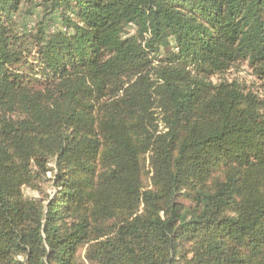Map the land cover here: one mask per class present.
<instances>
[{
	"label": "trees",
	"instance_id": "1",
	"mask_svg": "<svg viewBox=\"0 0 264 264\" xmlns=\"http://www.w3.org/2000/svg\"><path fill=\"white\" fill-rule=\"evenodd\" d=\"M0 264H264V0H0Z\"/></svg>",
	"mask_w": 264,
	"mask_h": 264
},
{
	"label": "rangeland",
	"instance_id": "2",
	"mask_svg": "<svg viewBox=\"0 0 264 264\" xmlns=\"http://www.w3.org/2000/svg\"><path fill=\"white\" fill-rule=\"evenodd\" d=\"M17 20H18V30L20 32L36 33L38 32V29L40 28V26H42L43 30L46 32L55 31L57 29L64 28L61 18L57 13H54L53 15L46 17L44 14V10L38 5H36V3L24 4L21 9V12L17 16ZM135 30H136V26L133 24H130L126 32H124V35H131L135 32ZM172 46L174 47L176 46L174 41H172ZM222 76L223 77L225 76L231 79L235 77H240L248 81H254V77H252L248 73V68L246 64H243L240 71L233 68L230 71L223 74ZM222 76H219V75L213 76V80L217 82L219 78ZM48 190L50 191V187L48 188ZM24 192L30 196L38 195L37 190H33L29 187H25Z\"/></svg>",
	"mask_w": 264,
	"mask_h": 264
}]
</instances>
